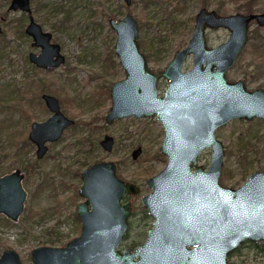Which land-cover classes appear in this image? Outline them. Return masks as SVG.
<instances>
[{
    "label": "water",
    "instance_id": "water-1",
    "mask_svg": "<svg viewBox=\"0 0 264 264\" xmlns=\"http://www.w3.org/2000/svg\"><path fill=\"white\" fill-rule=\"evenodd\" d=\"M9 8L30 12L27 31L33 43L42 46L39 54L31 52L32 60L45 67L65 61L61 44L52 42V32L35 19L31 0H11ZM108 20L117 32L114 47L126 76L111 85L106 120L157 114L165 129L160 149L168 156L167 164L147 179L153 190L143 195L153 225L135 249L121 247L133 211L132 201L123 197L141 187L118 175L115 160L96 161L82 170L78 191L86 198L77 204L81 232L64 245L33 247V264H231L229 254L246 239L264 246V170L255 169L240 186L222 184L226 150L216 133L233 118L264 119V87L250 89L243 78L227 76L249 39L252 22L264 25V10L221 13L202 6L188 43L159 70L150 66L141 48L140 26L132 12L120 18L109 14ZM221 26L230 29L229 37L209 46L207 27ZM192 53L193 66L183 69ZM162 77L169 85L161 95ZM43 97L52 113L33 121L29 132L38 157L47 152V141L58 139L75 122L62 111L57 96ZM101 142L110 150L114 136L107 133ZM210 146L212 156L205 166L199 154ZM141 151V146L135 148L133 156ZM24 175L20 167L0 174V212L12 220L24 211ZM0 264L24 262L14 247H8L0 254Z\"/></svg>",
    "mask_w": 264,
    "mask_h": 264
},
{
    "label": "rangeland",
    "instance_id": "rangeland-1",
    "mask_svg": "<svg viewBox=\"0 0 264 264\" xmlns=\"http://www.w3.org/2000/svg\"><path fill=\"white\" fill-rule=\"evenodd\" d=\"M9 2L0 0V16L5 14ZM237 4V0H132L131 4L125 0H32L36 18L53 31L54 39L62 44L67 56L65 63L48 72L33 68L28 61V51L39 48L32 46V37L25 31L27 14L19 9L8 10L3 22L5 30L0 34V113L11 115L15 122L0 131V168H22L27 198L18 220L0 212L3 215L0 216V254L5 248L14 247L24 264H33V247L64 245L78 235L81 223L74 218L73 211L78 201L85 198L78 192L83 181L81 170L103 159L116 160L118 175L141 187L136 195H127L134 210L121 247L135 249L147 237L154 218L143 203V194L153 189L147 179L166 164V155L165 158L156 155L161 152L165 129L157 114L129 115L106 122L105 114L112 102L107 89L115 79L126 75L114 48L117 32L108 15L117 18L127 12L135 15L140 26L141 48L150 65L160 69L176 50L187 44L193 34L196 13L203 5L231 13L238 10ZM254 7V11L264 10V0H256ZM206 34L208 43L216 45L229 37L230 29L208 27ZM263 44L264 26L253 22L250 39L228 70V77L244 78L252 89L264 87ZM193 64L194 56L189 54L184 68ZM28 75L36 82L42 78L53 90L45 91L60 98L59 94L65 95L68 100L62 108L77 120L65 129L60 139L49 142V149L41 158L36 155L34 142L33 146L27 143L20 151L15 144L19 138H29L33 120H43L50 114L37 97L30 104L29 98L35 94L31 91H38L39 87L37 84L28 87ZM168 84L165 77L159 81L160 93H164ZM105 132L115 137L111 150L100 143ZM217 136L226 150L222 184L239 186L255 169L264 170L263 118H233L217 128ZM137 146L142 147V152L134 158L132 152ZM211 156L210 146L201 152L199 161L208 166ZM36 158L39 160L28 171L24 165ZM229 261L264 264L262 241H244L229 254Z\"/></svg>",
    "mask_w": 264,
    "mask_h": 264
},
{
    "label": "flooded vegetation",
    "instance_id": "flooded-vegetation-1",
    "mask_svg": "<svg viewBox=\"0 0 264 264\" xmlns=\"http://www.w3.org/2000/svg\"><path fill=\"white\" fill-rule=\"evenodd\" d=\"M10 3H11V0H10V2H9V4H8V7H7V10H6V12H4L5 14L4 15H1L0 16V27H1V29H0V34H2L3 32H4V30H5V26H4V23L3 22H5V20L7 19V16H6V14H8V10H21V11H23L24 13H26L27 14V17H28V21H27V23H26V25H25V31L32 37V40H31V44H32V46H36V47H38L39 49L38 50H29L28 51V54H27V56H28V61H29V63H31V65H32V67L33 68H36V69H38V70H42V71H46V72H48V71H52L53 69H55L56 67H58V66H60L61 64H59V65H56V66H51V67H45V66H42V65H39V64H37L34 60H32L31 59V52H34V53H37V54H39L40 53V51H41V49H42V46L41 45H36V44H34L33 42H34V36L31 34V33H29L28 31H27V26H28V24L30 23V12L29 11H26V10H23V9H21V8H17V9H10L9 8V5H10ZM204 6V5H203ZM31 7H32V13H33V15H34V17H35V19L39 22V23H41V25H42V27H43V29L44 30H49V31H51L52 32V38H51V41L52 42H59V41H57V40H55L54 39V35H53V31L52 30H50V29H47V28H45L44 27V25H43V23L42 22H40L37 18H36V16H35V14H34V7H33V5H32V0H31ZM208 7V6H207ZM209 8V7H208ZM216 9V8H215ZM218 10V9H217ZM219 11V10H218ZM237 11H243V10H237ZM254 11V10H253ZM220 12V11H219ZM222 13V12H221ZM253 22H256L255 20L253 21ZM253 22H252V24H253ZM257 23V22H256ZM252 24H251V26H252ZM258 24V23H257ZM258 25H260V24H258ZM260 26H264V25H260ZM208 28V27H207ZM211 28H218V27H211ZM250 29H251V27H250ZM207 30V29H206ZM206 37H207V43H208V36H207V34H206ZM190 39V38H189ZM249 39H250V32H249ZM249 39H248V41H249ZM247 41V42H248ZM60 43V42H59ZM188 43V42H187ZM221 43V42H220ZM61 44V43H60ZM247 44V43H246ZM245 44V45H246ZM208 45L209 46H214V45H212V44H209L208 43ZM216 45H218V44H216ZM264 45V44H263ZM245 47V46H244ZM259 47V46H258ZM115 48V47H114ZM244 49V48H243ZM61 51L65 54V52H64V50H63V47H62V44H61ZM264 51V50H263ZM242 52V51H241ZM193 54V53H192ZM147 55V54H146ZM240 55V54H239ZM119 56V55H118ZM194 56V55H193ZM65 61L63 62V63H65L66 62V59H67V56H66V54H65ZM239 57V56H238ZM147 58H148V56H147ZM119 59H120V57H119ZM238 59V58H237ZM148 61H149V58H148ZM186 61V60H185ZM121 63V62H120ZM185 63V62H184ZM150 64V63H149ZM151 66V65H150ZM152 67V66H151ZM192 67V66H191ZM153 68V67H152ZM165 68V67H164ZM190 68V67H189ZM154 69V68H153ZM160 69H162V68H160ZM183 69H188V68H184V65H183ZM154 70H159V69H154ZM229 70V69H228ZM227 73H228V71H227ZM30 75H28V78H27V82H28V87L29 86H31V85H33V84H37L38 86L37 87H39V85L41 84V82L42 83H44L45 81L44 80H42V78H40V80H38V82H36L37 80H35V78H33V77H29ZM126 76V75H125ZM124 76V77H125ZM228 76V75H227ZM123 78V77H122ZM163 78V77H162ZM162 78H160V80L162 79ZM119 79H121V78H119ZM238 79V78H237ZM244 79V78H243ZM116 80V79H115ZM159 80V81H160ZM233 80V79H232ZM236 80V79H235ZM245 80V79H244ZM246 82V81H245ZM46 83V82H45ZM113 83V82H112ZM112 85V84H111ZM169 85V84H168ZM247 85V84H246ZM248 87V86H247ZM258 87H263V86H258ZM167 88V87H166ZM249 88V87H248ZM257 88V87H256ZM29 89V88H28ZM110 89H111V86H110ZM110 89H109V93H110ZM250 89H252V88H250ZM253 89H255V88H253ZM45 90H47V89H38V91H39V93H40V96L39 97H37V99L40 101L41 100V102H42V104L44 105V106H46L47 107V109H49L50 110V114H49V116L51 115V113H52V110L50 109V107L48 106V104L46 103V100H45V98L43 97V94L44 93H51V94H53V95H55V96H57L58 98H59V101H60V105H61V109H62V111L65 113V114H67L64 110H63V108H62V104L64 103L65 104V102L66 101H64V97H65V95L63 96V95H61V94H59L60 96H61V98L58 96V95H56V94H54V93H52V92H49V91H53V90H49V91H45ZM158 90H159V82H158ZM33 91H35V89H33L32 91H31V93H33ZM165 92V91H164ZM56 93H58V92H56ZM159 93H160V91H159ZM161 95L162 94H164V93H160ZM110 95H111V93H110ZM112 98V97H111ZM68 99V98H67ZM29 101H30V104H34V101L32 102L31 101V97L29 98ZM111 104H112V102H111ZM111 106V105H110ZM109 110H110V107H109ZM108 110V111H109ZM27 111H28V109H27ZM107 111V112H108ZM107 114V113H106ZM106 114H105V120H106ZM68 115V114H67ZM48 116V117H49ZM68 116H70V115H68ZM136 116V115H135ZM48 117H46V118H48ZM70 117H72V116H70ZM255 117H259V116H255ZM45 118V119H46ZM72 118H74V117H72ZM262 118V117H261ZM75 119V122L74 123H72V124H70L69 126H67V127H65V129H67L68 127H70V126H72V125H74L75 123H76V118H74ZM252 119V118H251ZM44 120V119H43ZM33 121H35V120H33ZM33 121L31 122V125H30V129H31V126H32V123H33ZM106 122H108L107 120H106ZM112 122V121H111ZM109 123V122H108ZM65 129H64V131H65ZM64 131H63V133H64ZM29 132H30V130H29ZM107 133H109V132H105L104 133V135H103V137L100 139V143L102 144V142H101V140L105 137V135L107 134ZM216 133H217V129H216ZM109 134H111V133H109ZM63 135V134H62ZM62 135L58 138V139H60L61 137H62ZM113 135V134H112ZM28 137H29V134H28ZM28 139H30V141H32L31 140V138L29 137ZM58 139H56V140H58ZM56 140H49V141H47V143H48V145H49V142H52V141H56ZM34 141H32V143H33ZM114 142H115V137H114ZM35 143V142H34ZM162 143V142H161ZM36 144V143H35ZM37 145V144H36ZM103 145V144H102ZM113 146H114V143H113ZM103 147L105 148V146L103 145ZM137 147H139V146H137ZM136 147V148H137ZM113 148V147H112ZM111 148V149H112ZM49 149V148H48ZM110 149V150H111ZM108 150V149H107ZM161 150V149H160ZM204 150V149H203ZM48 151V150H47ZM134 151V150H133ZM142 152V151H141ZM46 154V153H45ZM132 154H133V152H132ZM141 154V153H140ZM201 154V153H200ZM200 154H199V158H200ZM36 155H37V147H36ZM156 155H157V153H156ZM165 153H163L162 151H161V154L159 155H157V157L158 158H165ZM139 156V155H138ZM37 157H38V155H37ZM134 157V156H133ZM39 158H41V157H39ZM134 158H137V157H134ZM166 159L168 160V156L166 155ZM103 160H107V159H103ZM110 160V159H109ZM114 160V159H113ZM167 160H166V164H167ZM96 161H100V160H96ZM96 161H94V162H96ZM116 161V160H115ZM94 162H92V163H94ZM200 162V161H199ZM91 163V164H92ZM116 163H117V161H116ZM201 163V162H200ZM91 164H89V165H91ZM165 164V165H166ZM203 164V163H202ZM88 165V166H89ZM164 165V166H165ZM87 167V166H86ZM117 167H118V164H117ZM85 168V167H84ZM83 168V169H84ZM15 169V168H14ZM82 169V170H83ZM162 169V168H161ZM160 169V170H161ZM13 170V169H12ZM82 170H81V175H82ZM157 173V172H156ZM25 174V173H24ZM155 174V173H154ZM153 175V174H152ZM138 184V183H137ZM140 186V185H139ZM240 186V185H239ZM235 187H237V186H235ZM79 189V188H78ZM141 190V189H140ZM153 190V189H152ZM79 192V191H78ZM80 194V193H79ZM137 194V193H136ZM136 194H131V193H127L126 195H124V197H123V201H127V200H131V199H128L127 198V195L129 196V195H136ZM145 194V193H144ZM143 194V195H144ZM83 196V195H82ZM85 197V196H84ZM86 198V197H85ZM84 198V199H85ZM125 198H127V199H125ZM83 199V200H84ZM81 201V200H80ZM132 201V200H131ZM78 203H79V201H78ZM77 203V204H78ZM132 204H133V201H132ZM145 205V204H144ZM133 210H134V205H133ZM76 211H77V208H76ZM148 212H149V210H148ZM77 214H78V212H77ZM132 214H133V211H132V213H131V215H130V217H129V228H128V231H129V229H130V224H131V222H130V218H131V216H132ZM151 215V214H150ZM79 216V215H78ZM152 216V215H151ZM80 218V217H79ZM154 218V217H153ZM154 221V220H153ZM80 222H81V228H82V220H81V218H80ZM153 225V224H152ZM150 229V228H149ZM128 231H127V233H126V235H125V238L127 237V234H128ZM149 231V230H148ZM81 232V231H80ZM148 234V233H147ZM146 239V238H145ZM144 239V240H145ZM125 240V239H124ZM143 240V241H144ZM246 240H250V239H246ZM245 240V241H246ZM142 241V242H143ZM254 241V240H253ZM123 243V242H122ZM140 244V243H139ZM138 244V245H139ZM242 244V243H241ZM137 245V246H138ZM263 245V244H262ZM131 248V247H130Z\"/></svg>",
    "mask_w": 264,
    "mask_h": 264
},
{
    "label": "trees",
    "instance_id": "trees-1",
    "mask_svg": "<svg viewBox=\"0 0 264 264\" xmlns=\"http://www.w3.org/2000/svg\"><path fill=\"white\" fill-rule=\"evenodd\" d=\"M237 2H238V4H237V9H238V10H243V11H246V12H250V11H253L254 8H255L254 6H255V3H256V0H237ZM263 46H264V45H263ZM39 88H40V89L52 90V89H51V88H50L45 82H44V83L41 82V84L39 85ZM107 91H108V93H109V90H108V89H107ZM34 92H35V94L31 96V101H32V102L34 101V98H35V97H39V96H40L39 91L35 90ZM33 96H34V97H33ZM65 100H68L66 96L64 97V101H65ZM22 109H23V108H22ZM24 109L27 111L28 108H24ZM14 122H15V120L11 117V115H8L7 113H5V114L2 116L1 113H0V131H1L2 129H6L8 125L13 124ZM27 143H28V144H27ZM15 144L17 145V149H16L17 151L22 150L21 148L25 147L26 144H27V145H30V146H33V143H32L27 137L19 138V140L16 141ZM158 154L160 155L161 152L158 151L157 155H158ZM34 160H35V161H34ZM36 160H39V159H38V158H36V159H32V160H31L32 162L25 164L24 167L29 171V169H31L30 165H31V164H32V166L35 165V164H36ZM6 167H7V166H5V167H3V168H2V167L0 168V169L2 170L1 174L12 170V169H10V168H6ZM33 168H35V167H33ZM33 168H32V169H33ZM0 216H3V215L0 214ZM73 216H74V218H75L76 220L79 221V223H81V222H80V218H79V216H78V214H77L76 209L73 211ZM6 220H7V221H10L8 218H6Z\"/></svg>",
    "mask_w": 264,
    "mask_h": 264
}]
</instances>
